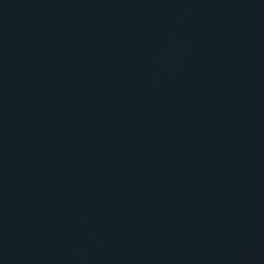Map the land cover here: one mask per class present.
I'll return each instance as SVG.
<instances>
[{"label": "water", "instance_id": "water-1", "mask_svg": "<svg viewBox=\"0 0 264 264\" xmlns=\"http://www.w3.org/2000/svg\"><path fill=\"white\" fill-rule=\"evenodd\" d=\"M0 264H264V0H0Z\"/></svg>", "mask_w": 264, "mask_h": 264}]
</instances>
